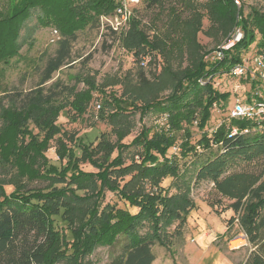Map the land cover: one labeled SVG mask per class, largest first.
Segmentation results:
<instances>
[{
	"label": "trees",
	"instance_id": "1",
	"mask_svg": "<svg viewBox=\"0 0 264 264\" xmlns=\"http://www.w3.org/2000/svg\"><path fill=\"white\" fill-rule=\"evenodd\" d=\"M164 1L148 0V7H161ZM176 1L194 9V0ZM117 5L118 0H0V67L20 55L38 27L52 28L59 37L56 54L48 60L39 85L29 92L5 91L0 96V118H8L11 130L22 138L8 151L15 159L12 163L20 164L30 180L47 183L45 189L28 190L25 186L10 196H0V264H93L85 262V258L99 247L114 246L122 238L126 240L123 251L111 264H152L156 260L153 247H168L170 238L182 232L195 209L189 182H174L177 193L173 194L163 186L166 179L180 175L178 158L169 156L179 136L183 139L179 145L182 158L190 154L202 157L196 163L195 184L210 182L219 196L231 201L229 209L239 219L242 216L252 245L244 264H264V122L226 116L211 133L206 130L215 106L224 108L231 97L230 92L215 87L214 79L228 75L234 65L242 62L257 40V33L258 50L264 49L262 12L254 9L245 15L234 0H207L208 30L226 34L232 25L241 24L244 39L219 62H207L205 56L211 52L203 53V46L198 45L197 61L174 73L173 94L164 101L140 106L138 98L106 94L84 78L89 90L75 93L66 104L76 120L88 112L95 94L100 93L104 104L101 117L111 126L115 140L103 134L95 145L82 137L68 147L59 139L58 159L47 157L50 141L61 133L57 122L66 106L58 103L68 88H60L58 83L46 88L45 84L72 62V44L79 32L90 27L117 34L101 22V17L112 14ZM34 14L37 24L28 27ZM197 15L194 26L187 24L182 29L184 36L188 37V30L196 34L202 31L204 16ZM131 33L140 35L142 42H132L136 48L152 45L140 30L133 29ZM134 56L139 59L141 54L136 51ZM211 77L213 80L204 85L199 82ZM254 88L249 87L247 100H251ZM135 111H140L142 118L150 113L165 116L166 124L153 134L144 129L131 144H126L124 140L134 127L130 115ZM29 122L39 129L41 139L32 133ZM195 123L202 136L192 144L188 128ZM233 126L239 133L230 136ZM244 130L249 132L242 133ZM199 149L209 152L203 157ZM83 164L96 172L84 171ZM107 193L118 196L129 209L106 202ZM234 223L235 218L231 224Z\"/></svg>",
	"mask_w": 264,
	"mask_h": 264
},
{
	"label": "rangeland",
	"instance_id": "2",
	"mask_svg": "<svg viewBox=\"0 0 264 264\" xmlns=\"http://www.w3.org/2000/svg\"><path fill=\"white\" fill-rule=\"evenodd\" d=\"M240 2L245 15L254 9L264 13V0ZM185 3L165 0L161 7H148L146 0L133 8L132 16L126 24L118 28L116 35H109L104 28L90 27L78 33L77 40L72 44V62L63 66L54 74L52 80L45 84L46 88L55 83L60 84V88H68V92L62 97L64 99L58 103L59 106H66L57 122L61 133L50 141V148L46 153L48 158L53 161L58 159L56 148L59 139L68 147H71L77 138L82 137H86L87 141H93L95 145L103 134L108 135L112 141L115 140L111 134V126L101 117L104 109L97 107L98 104L104 106L100 93L95 94L96 98L89 105L88 112L82 118L74 120V112L66 103L73 100L75 93L89 90L90 87L83 83L84 78L89 79L99 91L102 90L106 94L115 92L123 98L131 100L138 98L142 101L137 104L140 106L148 102L164 101L173 94L174 73L190 64V67L193 66L197 61L198 54L195 48L198 45L203 46L201 47L203 53L214 51L237 26L232 25L226 34L209 31L210 14L207 0H194L193 10ZM170 9L173 11L172 14ZM197 14L204 16L202 31L196 34L193 30H188V37L184 36L182 29L185 30L187 24L194 26L199 19ZM36 24L37 14H34L27 22V26ZM133 29L140 30L152 45L139 48L132 45V42H142L139 39L140 35L131 33ZM26 33L25 28L23 37ZM259 39L260 34L257 33V40L244 57H250L258 49ZM58 40L59 37L52 28L38 27L26 40L20 55L9 65H1L0 96L5 91L29 92L36 88L43 77L48 60L56 54ZM136 51L141 54L139 59L134 56ZM216 82L219 83L217 88L222 92H230L231 97L224 108L213 109L212 119L206 129L209 133L223 122L239 97L245 98L244 89L237 93L235 91V85L239 84L237 79L225 75L217 77ZM130 120L134 127L132 133L124 140L126 144H131L142 130L150 129L153 134L166 124L165 116L150 113L142 118L140 111L130 115ZM29 124L32 133L40 135L41 139L43 135L39 129L32 122ZM188 129L192 133L191 142L195 144L201 139L202 132L198 129L197 123ZM0 134V196L2 194L10 196L17 189L24 190L25 186L28 190L45 189L46 182L30 180L27 177L29 173L22 171L20 164L12 163L15 159L8 151L13 146H18L22 138L11 130L8 118H0ZM182 141V137L179 136L176 147L169 151V156L178 158L180 175L177 179H166L163 186L169 187L170 194H173L177 193V189L172 185L174 182H189L195 209L190 212L182 232L170 238L168 247L158 244L153 247L156 260L152 264H244L252 245L241 222L242 216L239 219V215L229 209L231 201L219 196L210 182L195 184L196 163L202 157L190 154L182 158L179 147ZM208 152L206 149H199V153L204 154L203 157ZM126 159L127 163L130 162L131 156ZM81 168L87 172H96L89 164H83ZM255 168L257 166L248 167L249 170ZM106 202L118 208L129 209L128 205L113 193H107ZM234 218L235 223L231 224ZM174 228L175 226L170 229L171 233ZM125 242L126 240L122 238L112 247H99L85 258V262L111 264L122 253ZM59 264L67 263L63 261Z\"/></svg>",
	"mask_w": 264,
	"mask_h": 264
},
{
	"label": "built area",
	"instance_id": "3",
	"mask_svg": "<svg viewBox=\"0 0 264 264\" xmlns=\"http://www.w3.org/2000/svg\"><path fill=\"white\" fill-rule=\"evenodd\" d=\"M143 0H118V5L112 14L104 15L101 17L103 25H108L112 30L118 32L121 25L127 23L133 14V8L141 4ZM235 4L241 9L240 0H234ZM238 20L241 17L238 16ZM57 34V31H55ZM245 32L241 24L235 26L230 36L219 46L217 49L205 56L207 62L223 61L227 54L235 49V47L244 39ZM228 77L237 79L239 84L235 85V91L240 92L244 89L245 98H238L233 107L229 111L227 117L232 120H255L259 124L264 122V49L256 50L250 57H244L241 63L234 65ZM213 80L201 79V84H206ZM217 77L214 79V85L217 88L219 83L216 82ZM253 85L251 100H247V92L249 87ZM98 109L101 105L98 104ZM218 108V106H215ZM222 124H218L217 128ZM249 130H244L242 133H248ZM239 133L237 127H231L230 136H235Z\"/></svg>",
	"mask_w": 264,
	"mask_h": 264
}]
</instances>
